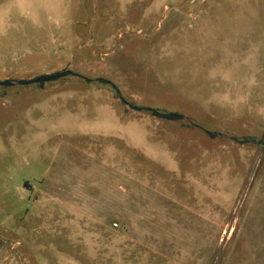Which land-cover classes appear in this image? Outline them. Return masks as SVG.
<instances>
[{"label":"rangeland","instance_id":"obj_1","mask_svg":"<svg viewBox=\"0 0 264 264\" xmlns=\"http://www.w3.org/2000/svg\"><path fill=\"white\" fill-rule=\"evenodd\" d=\"M0 264H264V0H0Z\"/></svg>","mask_w":264,"mask_h":264},{"label":"trees","instance_id":"obj_2","mask_svg":"<svg viewBox=\"0 0 264 264\" xmlns=\"http://www.w3.org/2000/svg\"><path fill=\"white\" fill-rule=\"evenodd\" d=\"M59 75V73H53V74H47V75H43L41 76L40 78L41 79H52V78H55ZM39 78V79H40ZM37 80V79H36ZM165 117L167 118H175V117H178L179 115L176 114V113H166V114H163Z\"/></svg>","mask_w":264,"mask_h":264},{"label":"built area","instance_id":"obj_3","mask_svg":"<svg viewBox=\"0 0 264 264\" xmlns=\"http://www.w3.org/2000/svg\"><path fill=\"white\" fill-rule=\"evenodd\" d=\"M114 225H117V223H114Z\"/></svg>","mask_w":264,"mask_h":264}]
</instances>
